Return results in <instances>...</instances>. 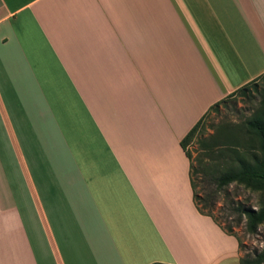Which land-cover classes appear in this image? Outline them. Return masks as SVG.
I'll use <instances>...</instances> for the list:
<instances>
[{"label":"crops","instance_id":"0c3cea01","mask_svg":"<svg viewBox=\"0 0 264 264\" xmlns=\"http://www.w3.org/2000/svg\"><path fill=\"white\" fill-rule=\"evenodd\" d=\"M264 73V0H0V264H239L179 141Z\"/></svg>","mask_w":264,"mask_h":264},{"label":"rangeland","instance_id":"374dc122","mask_svg":"<svg viewBox=\"0 0 264 264\" xmlns=\"http://www.w3.org/2000/svg\"><path fill=\"white\" fill-rule=\"evenodd\" d=\"M258 90L264 87V78L256 83ZM260 93L249 97L235 94L210 109L193 135L185 145L192 168V180L195 191L201 198L209 196L212 200V216L227 229L238 241L239 257L251 256L264 246V223L254 234L245 231L244 219L234 209L237 206L256 209L262 197L239 184H229L217 189L214 179L223 167V158L219 156L222 148L235 147L243 143L242 123L260 109Z\"/></svg>","mask_w":264,"mask_h":264},{"label":"trees","instance_id":"16d2710c","mask_svg":"<svg viewBox=\"0 0 264 264\" xmlns=\"http://www.w3.org/2000/svg\"><path fill=\"white\" fill-rule=\"evenodd\" d=\"M264 78V73L251 82L239 87L222 100L216 102L200 117V119L188 130L184 137L179 141V145L188 160V179L192 193V203L198 214L206 216L226 235L233 236L227 229L212 216V200L209 196L199 197L195 191V184L192 180V168L189 156L185 150V145L192 139L193 135L200 128L203 118L210 109H215L219 103L225 101L235 94L242 97H250L253 93H260V109L252 114L242 123L243 143L235 147L222 148L219 156L223 158V167L214 179L217 189H222L229 184L243 185L252 191L259 192L262 200L256 209L251 207L237 206L234 211L244 219L245 231L254 234L259 225L264 223V87L258 90L257 81ZM236 239V238H235ZM237 240V239H236ZM238 244V241H237ZM239 246V244H238ZM239 264H264V246L257 253L251 256L239 257ZM161 264V263H152Z\"/></svg>","mask_w":264,"mask_h":264}]
</instances>
